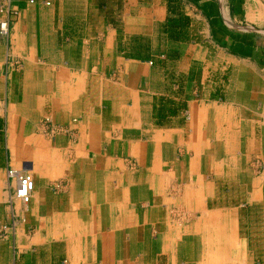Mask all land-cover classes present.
I'll use <instances>...</instances> for the list:
<instances>
[{
    "label": "crops",
    "instance_id": "1",
    "mask_svg": "<svg viewBox=\"0 0 264 264\" xmlns=\"http://www.w3.org/2000/svg\"><path fill=\"white\" fill-rule=\"evenodd\" d=\"M28 1L0 36V264H264V0Z\"/></svg>",
    "mask_w": 264,
    "mask_h": 264
},
{
    "label": "built area",
    "instance_id": "2",
    "mask_svg": "<svg viewBox=\"0 0 264 264\" xmlns=\"http://www.w3.org/2000/svg\"><path fill=\"white\" fill-rule=\"evenodd\" d=\"M10 1L11 0H2V2L0 3V16L2 17L0 20L1 37H6L8 35L9 20L17 16V10L10 4ZM28 3L32 4V1L30 0L28 1ZM45 5L48 4L45 3ZM6 66H9V63L6 64ZM9 67L13 69H17L19 67V64L17 62H13L10 64ZM43 124H49V119L45 118L43 120ZM55 131L57 132V130ZM53 132L54 131H52V133ZM6 177L14 182L12 193L8 198V202L9 203L16 202L21 206H26L30 199V195L33 189V183L31 177L22 170H12V169H8L6 171ZM57 188L58 185L53 187V189H57ZM14 224L15 221L12 219L10 227L0 225V239L6 238L7 229H10L12 231Z\"/></svg>",
    "mask_w": 264,
    "mask_h": 264
}]
</instances>
